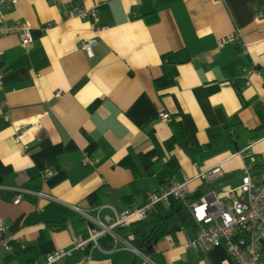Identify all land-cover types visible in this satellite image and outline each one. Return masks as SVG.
<instances>
[{"label": "crops", "instance_id": "0c3cea01", "mask_svg": "<svg viewBox=\"0 0 264 264\" xmlns=\"http://www.w3.org/2000/svg\"><path fill=\"white\" fill-rule=\"evenodd\" d=\"M76 8L95 16L67 15ZM0 20L24 24L31 36L27 48L16 35L0 38V224L6 238L34 250L7 264H46L76 238L87 240L93 219L111 226L164 181L188 183L185 202L156 203L152 212L166 215L207 192L221 197L246 166L264 184V135L233 152L226 128L238 121L264 134V0H19L0 7ZM91 40L92 55L83 49ZM163 75L174 83L160 97L154 83ZM162 112L201 146L212 135L219 142L192 156L173 143ZM149 152L150 173L141 162ZM172 158L178 170L168 168ZM216 166L225 175L207 181ZM116 231L134 247L127 228ZM194 236L182 226L174 246L165 237L136 253L107 235L88 264H239L224 246L186 248ZM10 255L1 247L0 264Z\"/></svg>", "mask_w": 264, "mask_h": 264}, {"label": "built area", "instance_id": "2783aa9c", "mask_svg": "<svg viewBox=\"0 0 264 264\" xmlns=\"http://www.w3.org/2000/svg\"><path fill=\"white\" fill-rule=\"evenodd\" d=\"M19 0H0V7L16 6ZM57 4L61 0H52ZM68 16H75L86 19L95 16L94 11L87 12L84 9L76 8L67 13ZM16 35L22 41L24 48L31 43V36L27 27L22 23L13 25L4 24L0 20V38ZM234 36H230L226 41H232ZM96 40L83 44L85 49L92 55V48ZM2 75L0 74V85ZM160 117L169 122V115L165 112ZM224 176V171L220 166H216L205 173L207 181L213 182ZM188 193V183H171L167 188L161 189L153 194L149 202L140 207L125 209L117 215L115 222L108 226L99 219H93L96 227L90 228V237L87 240L76 238L70 249H61L51 254L46 264H59L61 261L72 258L78 252L82 253V264H88L91 257V249L98 248V241L101 237L111 236L115 244H124L128 249H135L129 240L123 239L117 229L127 227L135 219H147L156 203L167 200L171 196H176L185 200ZM40 194V193H39ZM41 196H45L43 193ZM21 202V195L15 199L14 203ZM194 222L198 225L199 233L195 240H190L185 244L186 248H201L210 251L215 247L224 246L231 258L239 264H262V249L264 244V184L258 186L252 180L250 169L246 166L243 170L241 182L238 185L225 184L223 194L218 197L215 193H208L198 201L188 205ZM8 227L0 224V248H11L10 238H5ZM133 240V236L130 237ZM172 246L175 242L171 236L166 237ZM130 246V247H129ZM149 262V261H148Z\"/></svg>", "mask_w": 264, "mask_h": 264}, {"label": "trees", "instance_id": "16d2710c", "mask_svg": "<svg viewBox=\"0 0 264 264\" xmlns=\"http://www.w3.org/2000/svg\"><path fill=\"white\" fill-rule=\"evenodd\" d=\"M173 79L169 75H163L161 78H158L155 81V88L160 94V97L165 96L168 93V89L173 84ZM169 125L172 127V141L181 149L187 151L192 156L197 155L204 148H212L213 145L217 144L220 140L219 136L212 135L211 142L204 146H201L198 143V140L194 134L189 133L183 124L175 119L172 115H169ZM227 128V141L231 144V150L233 152H237L241 147H243L244 140L247 138L255 140L261 138L264 135L260 130H250L242 125L241 122L235 121L233 125H229ZM155 154L154 152H149L146 155L142 156L141 162L144 166L145 170L148 173L151 171V167L154 163ZM126 167H130L135 175H138V169L135 166L136 164L131 159H126L123 163ZM168 168H172L173 170H178L176 160L174 158L170 159L167 163ZM225 175V174H224ZM170 183H160L159 188H157L153 194H156L160 191V187L162 189L167 188ZM205 194H208L205 193ZM205 194H201L198 200L204 196ZM100 198V199H99ZM128 204H132V200L130 197L125 198ZM91 204L99 205L103 201H101V196H91L89 199ZM185 202V200H183ZM97 202V203H96ZM149 202V201H148ZM148 202H144L142 204L136 205V207L131 206L129 209L140 208L146 205ZM189 204L183 203L180 209L177 211L175 215H166L155 212H150L147 219H135L130 224L125 227L128 229V233L133 236V245L135 248L140 251H144L145 253H150L153 250V246L156 243H151L155 240L156 242L167 237L173 236L176 234L182 226L185 229H193L194 237L190 238V240H195L199 233L198 225L194 222L191 212L188 207ZM18 225L15 226L17 228ZM123 229V228H121ZM5 237V235H4ZM6 238V237H5ZM173 238V237H172ZM223 246V245H222ZM12 252V255L7 257L5 263L12 262L15 258H18L24 254H32L34 252L33 248L21 244L15 243L11 241V248L9 249ZM227 250V249H226ZM76 255V254H75ZM35 259L28 260V264L33 262Z\"/></svg>", "mask_w": 264, "mask_h": 264}, {"label": "water", "instance_id": "95a60500", "mask_svg": "<svg viewBox=\"0 0 264 264\" xmlns=\"http://www.w3.org/2000/svg\"><path fill=\"white\" fill-rule=\"evenodd\" d=\"M153 243H156V241L154 240V241L151 243V245H152Z\"/></svg>", "mask_w": 264, "mask_h": 264}]
</instances>
